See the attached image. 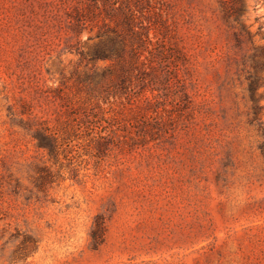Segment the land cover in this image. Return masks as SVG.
Masks as SVG:
<instances>
[{
    "label": "rangeland",
    "instance_id": "obj_1",
    "mask_svg": "<svg viewBox=\"0 0 264 264\" xmlns=\"http://www.w3.org/2000/svg\"><path fill=\"white\" fill-rule=\"evenodd\" d=\"M263 147L264 0H0V264H264Z\"/></svg>",
    "mask_w": 264,
    "mask_h": 264
},
{
    "label": "trees",
    "instance_id": "obj_2",
    "mask_svg": "<svg viewBox=\"0 0 264 264\" xmlns=\"http://www.w3.org/2000/svg\"><path fill=\"white\" fill-rule=\"evenodd\" d=\"M123 52L124 48L122 43H120L117 39H111L108 43L95 45L91 51V59H121L123 57ZM131 53L135 55L136 52L134 51V48L131 49ZM262 150L264 153V147Z\"/></svg>",
    "mask_w": 264,
    "mask_h": 264
}]
</instances>
